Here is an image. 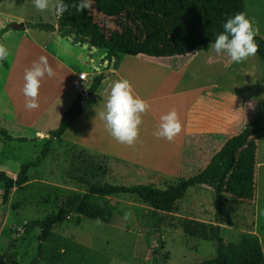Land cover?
I'll return each mask as SVG.
<instances>
[{"label":"rangeland","instance_id":"obj_1","mask_svg":"<svg viewBox=\"0 0 264 264\" xmlns=\"http://www.w3.org/2000/svg\"><path fill=\"white\" fill-rule=\"evenodd\" d=\"M227 3L233 12L243 11L253 18L259 25L260 35L264 37V0H227ZM90 10L106 27L107 33L125 26L138 30L143 36H172L164 17L144 9L140 0H93ZM69 16V11L57 15L51 8L39 12L33 0H0V43L9 50L8 59L0 63V127L16 137L7 139L0 134V170L14 177L18 176L22 163L35 159L44 146V141L37 139L32 128L15 125L11 119L12 106L5 84L15 47L19 39L22 40V28H16V24L28 26L24 24L27 21L30 24L28 30L35 36L42 31L50 39L51 33H57L56 29L70 36L72 42L68 40L70 44L67 43L72 47L70 55L79 59L81 68L91 71L86 81L88 84L99 79L95 70L103 64L102 59H110L103 56L106 49L94 45L89 37L65 34L59 29L69 23ZM40 21L59 27L42 28L37 25ZM256 55L260 66L250 110L252 117L259 120L263 127L252 145L248 144L244 149L254 150L249 153L245 166L248 181L244 182L239 173L229 186L236 193L247 192L251 201V178L256 176L258 179L264 170V163L257 164L251 159L259 147L264 161V58ZM78 149L67 138H52L47 158L29 170V180L25 184L12 187L6 203L2 201L6 182L0 181V255L18 264H31L39 253L41 228L29 221L57 214L64 206L65 197L73 192H86L93 186L107 183H144L166 189L177 182L165 181L146 171H133L131 167L109 160L105 155ZM256 178L253 180L258 184ZM259 190L262 204L257 224L264 226L262 178ZM99 201L112 208L113 219L98 226L96 219L72 213L66 220L57 223L48 240L42 242V255L36 264H200L214 257L218 249L229 256L236 254L230 264L253 262L254 250L249 242L256 236L251 231L255 214L253 204L247 200L237 201L226 195L225 211L217 218L216 192L206 185H191L172 212H158L159 228L153 226V208L135 194L109 195ZM125 211L132 213L127 222L123 220ZM220 222L225 225L221 226ZM262 235L264 253V230ZM241 245L244 246L240 248Z\"/></svg>","mask_w":264,"mask_h":264},{"label":"crops","instance_id":"obj_2","mask_svg":"<svg viewBox=\"0 0 264 264\" xmlns=\"http://www.w3.org/2000/svg\"><path fill=\"white\" fill-rule=\"evenodd\" d=\"M16 25V28H22V40L19 39L15 47L5 84L12 106L11 119L15 125L32 128L37 139L44 141V144L51 137L50 131L61 124L64 113L73 105L78 92L83 91L81 116L59 137L67 138L78 150L105 155L109 160L131 167L133 171H146L165 181H180L209 170L214 157L226 144L248 130L251 120H257L252 117L250 110L260 66L257 55L237 64L229 63L225 56L217 57L210 47L169 56L120 52L109 61L102 59L103 64L97 71L94 68L96 74L104 72L106 76L99 79L95 91L87 92L91 84L86 81L91 71L81 68L79 59L70 55V36L56 29L57 33H51L49 39L42 31H39V36H35L28 30L29 26ZM55 26L59 27L57 24ZM106 54L104 51L103 56ZM42 55L48 57L56 75L51 78L45 75L39 90L40 106L28 110L22 91L25 69ZM83 71L88 73L87 79L80 78ZM121 77L129 79L135 92L151 105L143 116L139 139L131 147L118 143L108 133L104 121L98 115L104 110V98L110 84ZM172 108L178 110L183 130L172 142L157 139L153 133L160 117ZM260 132L253 133L237 155L235 165L225 181L223 207L226 195L237 201L241 199L252 203L255 224L251 231L262 243L264 226H258L257 219L262 204L259 181L261 178L264 181V170L258 179L256 176L251 178L253 184L249 191L253 193L252 201L247 192L236 193L229 189L239 173L244 182L248 181L245 166L249 153L254 150L244 149L248 144L252 145ZM251 159L257 164L264 163L259 147ZM220 225L225 224L220 222Z\"/></svg>","mask_w":264,"mask_h":264},{"label":"trees","instance_id":"obj_3","mask_svg":"<svg viewBox=\"0 0 264 264\" xmlns=\"http://www.w3.org/2000/svg\"><path fill=\"white\" fill-rule=\"evenodd\" d=\"M144 9L161 14L171 28L172 36L163 38L159 35H145L132 27H116L107 33L106 27L100 23L89 9L77 12L69 8V23L60 26L65 34L75 33L76 36L89 37L91 42L106 49V56L111 58L120 52L126 54H147L150 56H169L184 54L197 50H207L215 37L223 31V23L229 16L236 13L232 11L227 0H140ZM71 4L74 0H65ZM238 13V11H237ZM28 26H30L29 23ZM37 25L46 29L56 28L51 22L40 21ZM259 44L257 54L264 58V37H256ZM106 76L101 72L99 79ZM99 79H94L87 92H93L98 87ZM83 91H79L73 105L64 113L59 127L50 131L51 137L47 139L40 153L35 159L22 163L18 176L14 177L4 170H0V181L6 182L2 201L6 203L11 194L12 187L25 184L29 180V170L40 165L51 151L52 138L62 136L68 127L73 124L83 112ZM263 125L259 120H251L248 130L232 138L226 146L214 157L209 170L195 175L187 180H180L166 189L154 186L136 184H110L91 187L86 192H73L65 197L64 206L55 215L37 217L29 222L40 227L39 253L31 264H36L42 255V242L47 241L57 223L66 220L72 213L84 217L110 222L114 211L106 204L100 202L109 195L135 194L139 199L153 207V226L160 227L159 210L172 211L176 208L178 200L191 185H207L214 189L218 199L217 218L223 211V189L228 174L233 169L239 151L250 140L253 133H258ZM0 134L7 139H14L6 129L0 127ZM24 139V138H23ZM253 246L252 264H264V253L259 237L250 239ZM12 245V244H11ZM244 245H241L243 247ZM236 254L229 256L222 249L216 255L200 264H230ZM0 264H18L9 261L5 255H0ZM155 264V263H153Z\"/></svg>","mask_w":264,"mask_h":264},{"label":"clouds","instance_id":"obj_4","mask_svg":"<svg viewBox=\"0 0 264 264\" xmlns=\"http://www.w3.org/2000/svg\"><path fill=\"white\" fill-rule=\"evenodd\" d=\"M93 0H74L68 4L65 0H33V5L39 12H46L50 8L57 15H63L69 8H75L82 12L91 8ZM223 31L216 35L210 48L217 57L225 56L229 63H242L249 57L255 56L259 51L256 37L260 35L259 25L246 12H238L229 16L222 25ZM9 50L5 44L0 43V63L8 59ZM56 75L49 63L47 56H40L32 65L25 69L23 95L25 107L28 110L39 108V90L43 78ZM149 102L137 94L131 81L121 77L109 86L106 99L104 98V110L98 115L105 123L108 133L121 144L134 146L140 136V126L143 116L150 110ZM183 130L180 114L176 108H172L160 117L153 135L157 139H166L169 142ZM132 217L131 211H125L123 220L127 222ZM96 224L103 226V221L97 218Z\"/></svg>","mask_w":264,"mask_h":264},{"label":"built area","instance_id":"obj_5","mask_svg":"<svg viewBox=\"0 0 264 264\" xmlns=\"http://www.w3.org/2000/svg\"><path fill=\"white\" fill-rule=\"evenodd\" d=\"M79 76H80V78H82V79H87V78H88V73L83 71V72L80 73Z\"/></svg>","mask_w":264,"mask_h":264},{"label":"bare ground","instance_id":"obj_6","mask_svg":"<svg viewBox=\"0 0 264 264\" xmlns=\"http://www.w3.org/2000/svg\"><path fill=\"white\" fill-rule=\"evenodd\" d=\"M24 103H25V101H24Z\"/></svg>","mask_w":264,"mask_h":264}]
</instances>
